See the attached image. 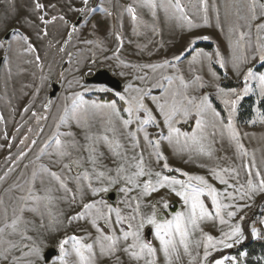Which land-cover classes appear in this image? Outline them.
I'll return each instance as SVG.
<instances>
[{
    "label": "rangeland",
    "instance_id": "1",
    "mask_svg": "<svg viewBox=\"0 0 264 264\" xmlns=\"http://www.w3.org/2000/svg\"><path fill=\"white\" fill-rule=\"evenodd\" d=\"M35 2L36 0H0V117H3L0 120V177H4L3 180H0V227H3L6 222L5 210L8 223L11 222L14 215L21 214L20 202L17 199L21 192L13 185L18 184L26 188L27 182L31 180L32 171L36 170L37 179L34 182L36 187H40V179L44 178L45 185L50 184L54 188L55 200L50 206L51 214H49V209L43 205L40 207L39 213L25 210L23 219L26 223H22L20 229L26 231L28 236L33 237V241L40 246L43 256L47 250H51V254L47 260H37L33 255H25L29 248L24 245L31 247L33 241L22 239L19 232L12 233L11 229H5V232L0 235V264H27L29 260H37V264H57L58 244L61 239L71 235L84 237H87L89 233L95 235L96 230L87 220L69 222L68 217L75 216L77 212L81 211L82 204L79 197H77L76 203L71 202V195L65 199L66 194L62 190H57L56 182L50 181L41 172V165L52 171L60 172L64 164H69L82 157L83 168L73 165L71 172L67 169L63 170L64 175L74 177L84 168L90 169L91 165L87 160L89 153L85 150V145H90V142L86 140V134L95 137L103 133L106 127L113 125L121 144L129 150V155L132 154L131 140L127 137V132L136 131L137 124L134 122L128 126V129H125L116 117H112L113 124L109 125L107 116L104 115L109 110L96 112L93 109H88L86 121L81 119L77 123L76 120L69 119L60 125V133H72L71 136L62 135L61 139L75 140L77 146L75 149H68L71 156L56 162L58 157L54 154V142L49 141L51 145L49 147H45L44 142L56 130V124L65 106L71 111L73 93H80L82 99L89 104L92 102L100 104L115 102L117 109L120 110V115L127 119V113L123 112V108L127 105L119 99L117 93L128 96L135 94L133 91L135 88L146 89L148 96L145 98V103L153 110L161 127L147 125L145 130L149 133L150 138L160 139L161 136L168 135V129L163 125V120L156 111L151 97L162 96L164 90L152 85L159 82L167 86V81L161 80V76L175 78L183 75L185 83L188 84L187 93L189 96H194L199 100L201 96L207 94L211 103L212 99L216 100L223 110V116L221 115L219 118H214L210 112L204 117L212 156L181 151L183 143L176 145L173 142L170 144L168 140L162 139L160 151L163 152L170 166L168 169H163L161 167L163 162L158 165L155 157L149 156L152 149L144 141L142 132L137 133L136 139L139 141L140 147L135 151H143L146 162H149L153 169L161 171L163 175L185 179L181 172L175 171L180 169L182 172L192 175L205 176L210 183L223 190L225 186L212 178L210 169L217 168L219 170L233 167L240 163V159L237 154L236 141L230 138L226 130L221 135L219 121L222 120L226 124L229 113L222 99L217 95L216 85L226 91L235 89L237 93H241V98L232 119L238 133V140L247 153L244 159L251 161L254 158L257 166L264 170V120L258 118V113L261 112L255 106L253 115L248 120L239 121L237 118L238 105L242 98L253 95L256 100H259L263 96L256 80L247 82L252 91L247 94H242V92L246 83L244 74L248 68H252L256 74L264 73V70H255L257 65L262 62L256 51V45L258 35L262 38L260 42L264 43V30L258 32L256 25L264 23V10L259 7L260 4H264V0H255L256 20H252L253 13L250 11L253 0H205L203 5L201 0H180L186 15L194 24L198 25L195 28H189L187 21L177 19L179 13L171 7L175 0H154L157 5L155 16H153V9L146 6L144 0H89L87 7L91 11L84 13L77 11L84 7L82 0H39L44 5V8L40 10L35 9ZM129 5L136 10L137 20L135 22L132 20L131 14L126 11ZM165 8L168 9L167 12ZM41 15L45 20L50 21L47 25L39 19ZM205 16L208 21L206 24ZM53 17L56 19L53 20ZM60 17L64 19L61 20ZM73 27L76 31L73 32L69 43L65 45L64 41L68 39V32ZM13 29H17L19 35L13 32ZM237 29L246 33L242 42L245 45L243 50L236 47L239 37ZM45 31L47 36L43 35ZM117 33L121 36L120 41L116 39ZM24 35L29 37L36 49L35 52L26 50V44L19 38ZM86 41H91V43H86ZM190 41L194 42L190 43ZM198 43L210 44L211 47L209 49L198 47ZM61 47L64 48L63 52L60 51ZM217 50L225 62L224 67L217 63L214 55ZM198 52L211 54V63L203 57L193 63L192 58ZM233 55H244L247 58L246 61L240 63L238 69L233 68ZM36 56L40 57L39 61H36ZM176 56H180L179 61L175 59ZM165 60L169 62V65H175V67H166L155 71L145 67L163 63ZM98 69H106L118 78L122 85L121 89L115 90L104 84L86 81V78ZM217 69L222 71V75ZM213 72L215 76L212 75ZM223 74L229 81L242 82V87L238 89L222 86ZM197 75L201 76V82L194 81V77ZM42 77L46 79H42ZM52 84H56L58 90L53 97H49ZM200 84L203 86L201 87ZM129 85H131L130 89ZM98 86H103L107 90L98 91ZM175 86L183 91L179 80H175ZM37 88H39L38 92ZM49 100L52 101V105L48 110H45L42 105ZM212 107L215 108L213 103ZM33 112L46 117V119L37 121ZM190 118L187 122L181 121L175 126L181 132L191 133L195 127V117L193 123H190ZM177 120H180V117H177ZM213 123L217 124L215 136L212 135ZM189 124L191 126L188 128ZM30 128L31 132H29ZM106 134L111 138V133ZM25 136L28 139L24 144H21L20 141ZM33 139L37 141L35 145L31 144ZM95 146L98 150L100 164L114 168L116 165L113 163V157L104 142L100 141ZM42 147L45 148L43 153L40 152ZM21 151L26 153L25 157L16 160ZM99 153H103V156H99ZM14 160L15 164H13ZM9 168H12L13 171L9 172ZM5 173H7L6 176ZM67 184L69 188L75 189V183L71 178ZM110 192L115 194L114 200L110 201L107 198L108 193L102 194L103 199L115 206L117 200L122 198V194L117 192L116 187ZM135 194L133 193V195ZM91 198L89 194L85 202ZM99 198L101 197H96V199ZM161 198L168 201L169 208L164 209L162 205L157 204L158 219L167 218L170 213L181 208L180 199L170 193L167 188L145 197L144 203H155ZM263 199L264 195L257 194L253 199L236 201L240 204H247L248 207L239 211L232 218L231 223L240 222L242 229L246 225L249 230L247 236L252 239H264V225L258 222L256 227L260 230L261 236L254 238L251 235L253 222L264 217V209H260V213L255 214L258 204ZM205 203L210 206L209 199L205 198ZM121 207L123 206L121 205ZM143 211L150 213L151 208L146 207ZM241 216L245 217L243 221H240ZM201 227L204 232L214 237H219L222 231L228 230V225H221L218 220L204 221ZM244 235L246 234L244 233ZM144 236L158 247V241L154 239L151 226L145 227ZM200 238L199 231L192 237L193 241ZM9 241L16 246L11 247ZM236 245L234 244L230 248H234ZM66 247L71 253V245ZM230 248L220 247L213 251L207 264H212L214 260L221 258L216 256ZM197 251L202 257L203 247L201 246L197 250L193 243L191 246L192 256H196ZM241 254L237 256L227 253L224 256L235 257L238 264H245V254ZM97 256V264H135L123 251L112 256H99L97 250ZM181 257L179 264H199V258L192 261L189 256L183 255L182 249ZM75 259V255L70 254L67 257L68 264H74ZM159 260L160 264H164L162 255Z\"/></svg>",
    "mask_w": 264,
    "mask_h": 264
},
{
    "label": "snow or ice",
    "instance_id": "2",
    "mask_svg": "<svg viewBox=\"0 0 264 264\" xmlns=\"http://www.w3.org/2000/svg\"><path fill=\"white\" fill-rule=\"evenodd\" d=\"M89 0H82L84 7L77 9V11L84 13L85 11H91L88 9ZM146 6L153 9V16H155V9L157 7L154 0H144ZM205 0H201L203 5ZM161 7H164L161 5ZM171 7L175 9L179 16L178 20L187 21L189 28L198 27L191 19L186 15L185 8L182 6L180 0H175ZM259 7L264 10V4H260ZM44 5L36 0L35 9H43ZM256 3L253 0L250 5V11L253 13L252 20H256L255 15ZM126 11L131 14L132 20H137L136 10L133 6L129 5ZM167 12L168 9L165 8ZM110 15V13H109ZM39 19L47 25L50 21L45 20L41 15ZM53 20L56 17L52 18ZM63 20V17H60ZM205 24L207 16L204 19ZM257 31L264 30V23L256 25ZM239 31V29H237ZM75 27L68 32V39L64 41L67 45L72 39ZM13 32L19 35L17 29H13ZM44 36H47L45 31ZM246 33L239 31V37L236 41V47L243 50L245 45L242 43L245 39ZM26 44V50L35 52L28 36L19 37ZM207 39V37H204ZM116 39L121 40L119 33L116 34ZM261 36H257L256 51L259 53L260 59L264 60V43H261ZM194 41H190L192 43ZM91 43V41H86ZM60 51L63 52L64 48L61 47ZM119 51V49H117ZM217 63L221 67L225 66V62L221 57L220 52L217 50L214 53ZM71 56V53H69ZM201 57L208 60L211 63L212 55L204 52L196 53L192 62H197ZM177 61L180 60V56H176ZM246 56L233 55V68L238 69L241 62L246 61ZM40 57L36 56V61H39ZM145 67L156 69H163L166 67H175V65H169L167 60L160 64L146 65ZM215 76V73H212ZM42 79H46L43 78ZM143 79V77H141ZM161 80L167 81V86L163 83L153 84V87L162 88L164 90L163 95L160 97L152 96L151 100L155 104V109L159 113V116L163 120V125L168 129L167 136H161L160 139H152L149 133L145 130L147 125H154L156 128H160L161 125L157 121V116L154 115L153 110L145 103V98L148 96V92L144 88H135L133 91L135 94L128 96L117 93L119 99L124 101L127 105L123 108V112L127 113V119L120 115V110L117 109L115 102L112 103H95L89 104L84 101L80 93H73L71 111L65 106L63 113L59 116L56 124V130L45 140V147L51 146L49 141L54 142V154L58 157L56 162H60L65 157L71 156L69 148L75 149L77 143L75 140L65 141L61 139V136H71L72 133H60V125L66 123L69 119H74L79 123L81 119L87 120L88 109H93L96 112L102 110H109L104 115L107 116V123L113 124L112 117H116L123 128L128 129V126L134 122L137 124L136 131H128L127 137L131 140L132 154H128V149L124 148L119 138L116 135V129L113 126L106 127L104 132L96 135L86 134V140L90 142V145H85V150L88 151L87 157L88 163L91 165L90 169L84 168L83 171L77 172L74 177H68L64 175V169L69 172L72 170V166L77 168H83V158H78L71 161L69 164H64L60 172L52 171L50 168L43 165L40 166V170L47 176L50 181L56 182L58 185L57 190H62L66 195H71V202L76 203L77 197H79L82 204L81 211L77 212L75 216L68 217L69 222L73 220H87L92 228L96 230L95 235L91 233L84 236H65L58 244L59 255L56 257L57 264H68L67 257L70 254H74L76 259L74 264H97L98 256H112L119 251H123L129 260L134 261L135 264H160L159 257L162 255L164 264H179L181 261V249L183 255L189 256L192 261L199 258V264H207L208 258L213 251L218 248H230L234 244H238L245 239L244 231L241 223H231L233 217L237 215L243 208L248 207L247 204H240L236 201H243L245 199H253L255 195H264V170H261L255 159L251 161L244 159L247 153L243 149V145L238 140V133L236 132L233 124L232 117L234 116L237 104L241 98V93H237L235 89L225 90L224 88L216 85L217 95L222 99L225 108L228 110L227 123L219 121L221 128V135L223 131H227L232 140L236 141V148L240 163L233 167H226L223 169L212 168L210 169V175L221 185H224V189H218L214 184L202 175H192L188 172H182L180 169L175 171L181 172V175L185 179H180L175 176L163 175L161 171H157L152 168L149 162H146L143 151L136 152L135 149L140 147L139 141L136 139L137 133H143V139L147 143L148 147L152 149L149 156L155 157L156 163L163 169H168L170 166L167 162V158L163 152L160 151L161 140L166 139L170 144L175 142L176 145L183 143L181 151L195 152L198 155L212 156L211 145L208 143V134L206 133V125L204 117L207 113H211L214 118L221 116L220 112H217L212 107V103L209 100L207 94L201 96L197 100L194 96H189L187 93L188 84L185 83L183 75L177 77L161 76ZM175 80H179L180 86L183 88L181 91L175 86ZM201 76L194 77L195 82H201ZM245 87L242 94H247L252 91L248 86L249 80H256L258 82V88L261 95H264V73L256 74L252 68H248L244 74ZM202 87L203 85L200 84ZM131 88V85L128 86ZM89 91L91 89H88ZM98 91H106L103 86H98ZM39 88H37V92ZM128 91V89H126ZM232 97H235L234 99ZM52 105V101L49 100L43 104L42 107L48 110ZM27 110V109H25ZM142 113V115H141ZM33 116L37 121L46 119V117L39 116L33 112ZM195 117V127L191 133L181 132L175 125L181 121L187 122L190 117ZM180 117V120H177ZM258 118L264 120V113H258ZM3 117H0L2 120ZM213 133L216 135L217 124H212ZM32 129H29L31 132ZM42 132L43 129L41 128ZM106 133H111V138ZM39 135V133H38ZM182 138V139H181ZM28 137L20 141L21 144L25 143ZM103 141L108 147L111 156L113 157V163L116 165L114 168H108L106 165H102L99 162L97 155L96 144ZM37 141L33 139L32 145H35ZM44 147L40 149L43 153ZM26 153L21 151L16 157L19 160L25 157ZM99 156H103V153H99ZM38 158V157H37ZM15 160L13 164H15ZM27 167V166H26ZM204 167V165H201ZM13 171L9 168V172ZM7 173H5V176ZM72 179L75 183V189L68 187L67 181ZM4 177H0L3 180ZM37 179V171L33 170L31 174V180L27 182L26 188L22 185H13L18 188L21 195L17 198L20 202V215H14L11 222H7V212L5 210V224L0 227V235L5 232V229H11L12 233L21 235L22 239L33 241L32 236H28L26 231L20 229L22 223H26L23 219V213L25 210L32 213H39L40 207L49 209L52 205L55 197L53 195L54 188L49 184L45 185L44 178L40 179V187L37 188L35 180ZM118 186V187H117ZM114 187L118 193L122 194V198L117 200L116 205L109 204L103 199L102 194L109 193ZM167 188L170 193L175 194L181 201V208L174 213H170L169 217L164 219L157 218V204L162 205L164 209L169 208V203L166 199L145 204L144 198L150 196L152 193L158 192L160 189ZM133 193H136L133 195ZM90 196L91 199L88 202L85 200ZM101 197L96 199V197ZM205 198L210 200V206L205 203ZM229 201V202H225ZM121 205L123 207H121ZM150 207L151 212L145 213L144 208ZM234 209V210H233ZM227 217V218H226ZM245 217L241 216L240 221H243ZM209 220H218L221 225H228L227 231H222L219 237L203 231L201 227L202 222ZM103 222L100 224L99 222ZM264 225V217L254 221L251 225L252 237H260V230L256 227V223ZM126 225V227H125ZM146 226H151L153 236L158 241V247L149 241L144 236V229ZM199 231L200 239L193 241L192 237ZM91 242H88V241ZM195 243L197 250L203 247V256L200 257L199 251L196 256H192L191 246ZM11 247H15L9 241ZM71 245V253L69 252L67 245ZM123 245V247H121ZM28 247L29 251L25 255H33L37 260H45L42 255V250L38 244L33 241L31 247ZM241 255H244L243 253ZM6 258V257H5ZM117 259H119L117 257ZM37 260H29L27 264H37ZM212 264H238L235 257L223 256L216 259Z\"/></svg>",
    "mask_w": 264,
    "mask_h": 264
},
{
    "label": "trees",
    "instance_id": "3",
    "mask_svg": "<svg viewBox=\"0 0 264 264\" xmlns=\"http://www.w3.org/2000/svg\"><path fill=\"white\" fill-rule=\"evenodd\" d=\"M197 46L204 47L206 49H209L211 47L210 44H202V43H198ZM255 70L257 71L264 70V60H262V62L257 65ZM217 71L222 75V71L220 69H217ZM242 85H243L242 82L235 83L227 80V78L223 74L222 86L236 87L239 89L240 87H242ZM212 103L215 109L219 111L223 116V110L219 105V103L214 99H212ZM255 106L261 113H264V95L261 96L259 100H256V98L253 95L242 98L238 105V114H237L238 120L239 121L248 120L253 115V109ZM193 120L194 117H191L190 123H193ZM190 126L191 124H189L187 127L189 128ZM260 209H264V199L261 200L260 203L258 204L255 214H259ZM243 230L244 233L246 234L245 239L239 244H237L234 248H230L227 251L218 254L216 257H222L227 253H232L237 256L241 253H244L245 264H264V239L263 238L252 239L251 237H248L247 235L249 230L246 227V225H244Z\"/></svg>",
    "mask_w": 264,
    "mask_h": 264
},
{
    "label": "water",
    "instance_id": "4",
    "mask_svg": "<svg viewBox=\"0 0 264 264\" xmlns=\"http://www.w3.org/2000/svg\"><path fill=\"white\" fill-rule=\"evenodd\" d=\"M1 63V60H0ZM86 81L92 83H99L107 85L115 90H120L122 85L118 78L113 76L108 70L106 69H98L96 70L90 77L86 78ZM58 90V86L56 84H52V91L49 93V97H53ZM107 198L112 201L115 198V194L110 192L107 194ZM51 254V250H47L44 254L45 260L48 259V256Z\"/></svg>",
    "mask_w": 264,
    "mask_h": 264
},
{
    "label": "bare ground",
    "instance_id": "5",
    "mask_svg": "<svg viewBox=\"0 0 264 264\" xmlns=\"http://www.w3.org/2000/svg\"><path fill=\"white\" fill-rule=\"evenodd\" d=\"M167 43V42H166ZM187 159V158H186Z\"/></svg>",
    "mask_w": 264,
    "mask_h": 264
}]
</instances>
